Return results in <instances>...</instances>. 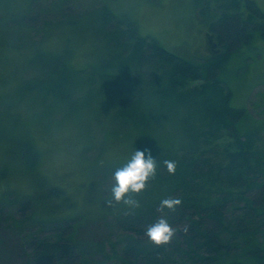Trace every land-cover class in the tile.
<instances>
[{
  "label": "rangeland",
  "instance_id": "obj_1",
  "mask_svg": "<svg viewBox=\"0 0 264 264\" xmlns=\"http://www.w3.org/2000/svg\"><path fill=\"white\" fill-rule=\"evenodd\" d=\"M205 1L0 0V264H22L32 251V241L52 237V222L62 219L74 221L79 227L76 238L94 245V252L100 248L90 256L93 264L102 253L104 264H117L114 250L120 249L121 232L114 227L111 212L104 211L114 171L135 150L167 151L181 138L177 119L172 126L161 118L172 109V102L135 99L142 96L151 76L138 75L139 70L122 59L120 48L109 41L112 22L103 25L104 20L111 12L117 18L127 16L140 35L154 37L180 57L204 60L219 48L223 51L206 22L213 5L207 7ZM246 1L251 0L242 4ZM254 1L264 14V0ZM21 21L32 23V29L21 26ZM263 28L255 29L251 40L234 50L219 72L231 90V105L243 109L239 128L262 135ZM120 40L132 43L126 37ZM39 46L44 50L34 52ZM62 49L68 53L69 75L79 74L82 83L74 89L72 105L55 107L50 97L43 101L40 91L24 90L21 82L33 79L34 84V77L43 75L37 64L29 62L32 56L42 63L49 58L45 52ZM145 67L139 69L158 73L157 68ZM95 74L116 78L101 86ZM88 89L92 90L79 96ZM124 100L130 113L145 111L137 118L140 125L133 120L142 133L119 113ZM156 117H160L154 122L157 126L150 130ZM21 202L31 205L21 210Z\"/></svg>",
  "mask_w": 264,
  "mask_h": 264
},
{
  "label": "trees",
  "instance_id": "obj_2",
  "mask_svg": "<svg viewBox=\"0 0 264 264\" xmlns=\"http://www.w3.org/2000/svg\"><path fill=\"white\" fill-rule=\"evenodd\" d=\"M210 2L213 8L206 22L223 51L219 48L217 54L204 60L180 57L154 37L140 35L127 16L117 18L111 12L104 20L103 25L112 22L108 27L109 41L120 48L122 59L137 68L138 75L151 76L142 96L135 99L172 102V109H166L167 116L161 118L172 126L177 119V136L181 138L167 151L151 150L153 157L158 154L154 158L156 176L136 196L141 205L138 209L122 203L104 209L105 214L111 212L112 223L121 232L117 242L120 249L114 250L117 264H264V135L259 130L245 133L239 128L243 109L231 105V90L219 77L230 54L247 44L255 29L264 27V14L254 0L245 4L242 0H207L203 4L209 7ZM258 16L261 21L256 19ZM22 23L21 26L32 29V23ZM124 37L132 41L131 45L120 40ZM41 49L39 46L34 52ZM65 49L45 52L49 58L42 63L32 56L29 62L37 64L43 75L34 77V84L33 79L21 82L24 90L40 91L43 101L50 97V102L57 104L55 107L63 103L72 105L74 89L82 83L79 74L69 75ZM141 67L159 70L156 74V70L146 72ZM95 76L101 86H108L116 78ZM135 99L132 101L137 103ZM124 101L119 113L142 133L137 118L144 117L145 111L137 109L141 112L130 113L126 108L129 104ZM156 118L151 121L150 130L157 126L154 122L160 117ZM165 160L176 161L175 174L167 172ZM170 197L179 198L182 203L175 211L161 212L160 201ZM30 205L21 202V210ZM161 217L176 229V236L170 244L157 247L148 241L145 230ZM52 223L53 236L33 240L32 251L22 264H93L90 256L100 253V248L94 252V245L76 238L79 227L75 228L74 221L62 219ZM100 255L96 264L105 263V254Z\"/></svg>",
  "mask_w": 264,
  "mask_h": 264
},
{
  "label": "clouds",
  "instance_id": "obj_3",
  "mask_svg": "<svg viewBox=\"0 0 264 264\" xmlns=\"http://www.w3.org/2000/svg\"><path fill=\"white\" fill-rule=\"evenodd\" d=\"M163 163L170 175L175 174L176 161L165 160ZM156 171L157 161L152 157L151 150H135L112 175L111 198L106 201L108 206L122 203L130 209H138L141 205L136 196L147 188L149 181L155 178ZM181 203L179 198H165L160 201L159 210L175 211ZM145 235L152 245L166 246L176 236V229L166 218L161 217L146 228Z\"/></svg>",
  "mask_w": 264,
  "mask_h": 264
}]
</instances>
